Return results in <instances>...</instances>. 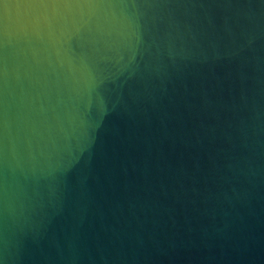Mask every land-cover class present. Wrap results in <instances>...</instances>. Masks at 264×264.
<instances>
[{
	"label": "water",
	"instance_id": "1",
	"mask_svg": "<svg viewBox=\"0 0 264 264\" xmlns=\"http://www.w3.org/2000/svg\"><path fill=\"white\" fill-rule=\"evenodd\" d=\"M0 264H264V0H0Z\"/></svg>",
	"mask_w": 264,
	"mask_h": 264
}]
</instances>
